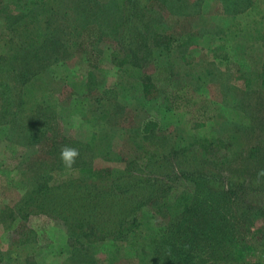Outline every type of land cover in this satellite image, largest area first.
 <instances>
[{
	"label": "rangeland",
	"instance_id": "rangeland-1",
	"mask_svg": "<svg viewBox=\"0 0 264 264\" xmlns=\"http://www.w3.org/2000/svg\"><path fill=\"white\" fill-rule=\"evenodd\" d=\"M251 1L255 4L244 8L239 20L223 19L218 1L204 3L196 14L201 2L188 0L182 15L155 2L172 48L151 46L127 68L112 61L121 45L113 23L105 21L118 11L120 0H90L92 20L102 11L103 22L80 47L78 13L77 20L67 12L41 11L39 19L47 15L53 24L43 31L45 22L32 18L22 27L23 11L16 12L17 35L0 39V264H174L167 256L170 247L190 245L194 238L201 240V264H209L199 230L203 224L171 208L183 187L177 180L171 190L178 167L169 159L175 162L182 153L176 162L188 171L225 182L245 179L252 189L264 191V0ZM145 76L151 84L147 96ZM150 121L156 129L143 132ZM199 138L212 142L210 152L222 158L189 162L185 147ZM64 145L79 150L70 170L60 159ZM163 160L168 163L158 168L161 177L147 181L157 193L135 214L140 233L97 242L88 255L72 247L62 251L67 226L61 219L34 215L29 225L20 218L11 221L12 209L36 190L70 180L96 182L100 190L114 186L129 198L121 186L137 183L130 177L132 167ZM102 170L112 171L117 180L102 182L95 177ZM225 208L238 262L217 253L214 264H264V195L250 192L245 200L231 195ZM10 221L17 228L7 233L4 225ZM26 227L42 235L41 261L26 259L29 247L13 244L28 233ZM170 231L172 239H165Z\"/></svg>",
	"mask_w": 264,
	"mask_h": 264
},
{
	"label": "trees",
	"instance_id": "trees-1",
	"mask_svg": "<svg viewBox=\"0 0 264 264\" xmlns=\"http://www.w3.org/2000/svg\"><path fill=\"white\" fill-rule=\"evenodd\" d=\"M120 1L121 5L118 7V11L111 14L113 17H105V21L113 23V32L115 31L116 38L121 45V50L114 51L112 54V61L116 66L127 68L129 62L132 63L136 61L135 59L148 55L151 46L172 48L170 37L166 32L163 33V25L158 19V10L154 3L160 2L171 13L186 14L183 10L186 8L188 0ZM221 2L227 11L241 8L243 5L245 6L243 9L251 8L255 4L251 0H221ZM54 4L57 6L53 7ZM18 10L23 11L21 14L24 15V21L21 22L22 27H25L26 21L32 18L36 19L38 23L45 22L43 31L51 29L53 24L48 21L47 15L46 20L39 19L41 11L48 10V14L51 12L53 15L57 12H67L70 16L77 17V20L78 16L83 17V19L79 18L82 22V30L78 31L79 38L76 41L78 47L82 45L87 33L94 26L98 28L100 18L103 17L102 11H97L98 17L94 19L95 21L92 20L91 17L94 13L90 9V0H0V39L10 37L11 34L12 36L17 35L16 30H13V25L17 20L15 16ZM77 13L78 16L75 15ZM102 22L103 20H101ZM43 35L47 36V33ZM149 80L150 77L145 76L142 84L146 96L151 86ZM154 122H148L143 132L156 129ZM213 145L206 138H199L196 143L186 145L185 150L189 153V162L221 159L220 155L210 152L209 148ZM181 154L177 155V158ZM176 159L175 162L169 159L171 166L177 165L178 167L177 175L170 179L171 190L174 188L173 183L177 180H182L177 186L183 187V189L181 194L174 198L171 208L174 212L193 217L203 224V229L199 230L203 236V252L209 258V264H214L213 258L217 253L225 254L228 258L231 256L232 262H238L236 259L238 243L236 235L232 226L230 227V221L223 214L227 211L226 204L230 202L231 195L235 199L239 197L245 200L250 192L264 195V191L260 188L252 189L250 181L245 179L232 177L230 182H225L222 178L217 179L214 174L197 173L196 170H194L195 172L188 171L182 167L181 162L177 163ZM166 163H168L166 160L152 161L132 167L133 174L130 177L131 179L137 177V183L127 182L121 186V189L130 195L125 199L121 196L123 191L117 187L100 190L102 184L79 179L56 185H45L36 190L29 199H24L21 205L12 209L11 215L14 214V217L11 221L19 218L26 220L41 214L61 219L70 234L69 246L74 248L76 253L79 251L80 254L88 255L89 248L97 242L120 240L121 237L130 236L127 234L135 233L137 230L140 233L139 229H136L139 228V224L135 221V214L142 204L150 201L158 191L156 187H148L150 183L147 181L155 180L152 178L156 175L161 177L162 174L158 168L165 166ZM100 172V176L96 175L95 177L103 178L102 182L108 183L117 180L112 176V171L102 170ZM105 172L106 176H104ZM136 185L141 189L132 190L131 188ZM164 188L167 193V188L165 186ZM142 189L145 192H140ZM11 221L5 223L4 227L13 224ZM224 221L226 223L221 225ZM173 234L172 231L170 234H165V239L169 236L172 239ZM162 237L163 235L160 238ZM155 240L157 238L153 239L152 243ZM200 244L201 240L197 238H194L190 245H187L186 242L178 243L180 246L173 244L167 256L172 259L174 264H177V260H179L178 264H201L198 255ZM77 257L79 255H76L75 258Z\"/></svg>",
	"mask_w": 264,
	"mask_h": 264
},
{
	"label": "crops",
	"instance_id": "crops-1",
	"mask_svg": "<svg viewBox=\"0 0 264 264\" xmlns=\"http://www.w3.org/2000/svg\"><path fill=\"white\" fill-rule=\"evenodd\" d=\"M197 1L201 2V5H200V8H197L196 14H199V12L201 11L202 5H205L204 3L210 2V1H212V2L213 1H218V3H219L218 4L219 12L217 11V13L221 17H223V19L228 18L229 20H239V19L243 18L242 17L243 13H245V10L243 9V7H245L244 5L241 6V8L238 7V8H235L233 10L227 11L225 9V7H224V4L221 2V0H197ZM172 14H174V15H182V14H175V13H172ZM219 36H224V34H220ZM41 215H43V214H41ZM20 221H22V225L24 223L29 225V223H28L29 219H26V220L20 219ZM15 228H17V226H15V223H14V224H11L10 226H7L6 228L4 227V230L7 233H10L13 230H15ZM30 228H32V227H30ZM26 230H27V232L29 234L26 233V232H23L21 238L18 239L17 241H15V242H13V244L16 245V247H18L19 245H21V247H23V246L29 247L28 252L24 253V255L26 256V259L33 257L34 260H37V261L40 260L41 261V259L44 258L43 251H44V247H45V244L42 241V237H41L42 235H40V233H39L40 231L39 232L33 231L34 229L32 231H30L28 227H26ZM31 236L33 237V239L31 238ZM69 237H70V234L68 232V229H66V231H65V241H64L63 246L60 247L63 252H64V250H66V249L68 250L70 248V246H69ZM50 242H51V240H50ZM32 248L35 249V252H33L31 250ZM16 252H18V251H16ZM16 252L14 254H16ZM68 259L72 260V258H68Z\"/></svg>",
	"mask_w": 264,
	"mask_h": 264
},
{
	"label": "clouds",
	"instance_id": "clouds-1",
	"mask_svg": "<svg viewBox=\"0 0 264 264\" xmlns=\"http://www.w3.org/2000/svg\"><path fill=\"white\" fill-rule=\"evenodd\" d=\"M78 156L79 150L77 148L71 147L69 145H64L61 147L60 159L65 169H72ZM260 175H264V171H262Z\"/></svg>",
	"mask_w": 264,
	"mask_h": 264
}]
</instances>
